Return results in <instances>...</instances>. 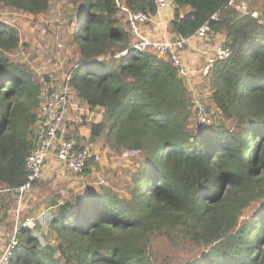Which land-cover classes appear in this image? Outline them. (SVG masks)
Segmentation results:
<instances>
[{"label": "trees", "instance_id": "obj_1", "mask_svg": "<svg viewBox=\"0 0 264 264\" xmlns=\"http://www.w3.org/2000/svg\"><path fill=\"white\" fill-rule=\"evenodd\" d=\"M123 1L131 11H157L154 0ZM69 2L70 42L80 56L71 83L102 119L88 124V141L77 131L67 138L79 149L103 140L109 155L135 149L143 158L126 194L102 184L53 197L45 222L21 228L13 264H264V18L231 0H174L172 33L189 37L209 22V34H222L233 50L211 69L209 101L219 117L213 121L203 99L211 122L201 127L170 59L135 48L120 54L133 37L117 0ZM0 7L37 16L51 0H0ZM18 43L17 30L0 21V224L8 228L11 190L27 181L33 128L53 90L9 58ZM91 165L73 173L89 175ZM253 204V216L243 218Z\"/></svg>", "mask_w": 264, "mask_h": 264}, {"label": "built area", "instance_id": "obj_2", "mask_svg": "<svg viewBox=\"0 0 264 264\" xmlns=\"http://www.w3.org/2000/svg\"><path fill=\"white\" fill-rule=\"evenodd\" d=\"M154 1L157 11L155 15L151 16L144 11H131L123 0H117L121 13L130 25L129 31L133 37L130 48L125 49L121 54H127L131 48H135L138 51H152L164 58L170 59L172 64L178 69L179 74L182 77L187 76L189 72L184 64L185 49L191 45L194 38L200 41L201 46L209 45L210 23H204L195 34L189 37H152L143 32V27L147 22H152L153 20L156 24H160L165 16L166 9L170 6V0ZM231 4L237 5L242 13H250L254 18L260 17L257 12L249 10L246 1L231 0ZM216 18L217 14L212 16V19ZM41 31L42 33L47 32L45 28ZM223 42L222 40L221 43L216 44L214 47L200 48L199 51L205 61L204 73L211 70L217 61L227 60L232 56V48ZM61 46L62 44L59 43L58 47ZM77 66L75 64L64 73L59 88L45 95L39 119L33 128L34 146L26 159L25 170L27 181L20 187L11 190L17 195L20 204L33 191L34 186L42 180L44 169L52 159H57L66 169L78 173L83 171L90 162H98L102 158L101 151L96 152L91 148L79 149L77 139L74 137L67 138L64 134L63 126L71 107L74 93L71 80L73 70ZM207 108L208 105L205 101L201 99L197 100V123L201 127H205L211 122ZM139 153L140 151L135 149L124 150L120 158L129 160L132 157L138 156ZM46 216V210H44L37 216L20 218L19 209L16 210L14 228L9 234L5 247L0 254V264H13V257L20 242L19 232L21 228L34 229L37 227L39 221L46 219Z\"/></svg>", "mask_w": 264, "mask_h": 264}, {"label": "rangeland", "instance_id": "obj_3", "mask_svg": "<svg viewBox=\"0 0 264 264\" xmlns=\"http://www.w3.org/2000/svg\"><path fill=\"white\" fill-rule=\"evenodd\" d=\"M69 1L70 0H51L50 10L47 13L37 16L22 11L11 10L8 7H0V21L7 22L14 27L17 30L19 37L18 45L7 53L9 58L17 63H22L28 66L29 69L40 78V81L44 85H48L47 87H51L53 90L60 87L64 73L70 70L72 66L78 62V58L80 57L75 44L70 42L74 26V22L71 21V16L75 14L76 10ZM170 3L173 4L174 8V0H170ZM119 16L121 23L129 29L130 25L127 24L124 15L119 14ZM172 20H170V22ZM147 24L156 26V32H161L165 30L162 29L163 27L161 25L169 24V22H166V20L163 21L162 19V22L158 25H156L154 20L152 22H147ZM44 28L47 30L46 33H42L41 31ZM209 36L214 39L213 34L210 33ZM222 40H224V38ZM217 41L218 40H216L214 44L222 42ZM59 43L62 44L61 47H58ZM200 57L201 60H204L203 56ZM202 65L204 67L205 62L202 61ZM189 75L183 76V78L193 99L196 100L194 103V109L197 110V100L204 99L208 101L210 105V114L213 121L214 119H218L219 116L216 113V109L211 101H209V96L212 92L210 88L212 86V80L209 78L211 70L207 73H204L203 71L202 74H200V78L196 80L189 77ZM74 94L75 96H78L76 92ZM83 103L81 102V104ZM100 114L101 120L102 113ZM100 120H96V122ZM226 124L231 128L235 125V123L230 120H226ZM107 154L108 153L102 152V158L98 161V164H96V171L94 174H75L72 172L71 175L73 179H71L70 183L75 182L73 184L75 187H69L70 183L64 185L65 182L60 180L55 181V183L52 181L48 183L46 182V186H42L40 180L39 183L34 186L33 191L25 197L21 204L19 203L18 198L14 195L16 202L14 205L15 207L10 211L12 216L11 223L13 225L15 223L17 209H19L20 218L37 216L44 210H46L47 215L49 212L47 208L49 194L53 196L58 194V196L62 198L69 196L73 197V195H79L81 192H85V188L87 189L88 186L92 185L97 188L102 184L114 185L116 190L120 193H128L127 185L130 184L132 175L136 172L142 162L143 157L141 152L138 156L132 157L129 160L121 159V154L111 155V162ZM9 198L12 197L10 196ZM257 206L258 205L253 204L245 212L243 218L253 216V212L258 208ZM42 222L45 221L42 220ZM52 242L54 244L57 243V241ZM175 253L181 254L182 251L179 250Z\"/></svg>", "mask_w": 264, "mask_h": 264}, {"label": "crops", "instance_id": "obj_4", "mask_svg": "<svg viewBox=\"0 0 264 264\" xmlns=\"http://www.w3.org/2000/svg\"><path fill=\"white\" fill-rule=\"evenodd\" d=\"M241 1V0H238ZM246 1L248 3V7L249 9H251V11L257 12L259 14L260 17L264 18V0H243ZM166 17V19H165ZM174 18V8H173V4L170 3V6L166 9L165 12V16L163 18V21L166 20V22H169L170 24V20H172ZM169 24H162L161 26L163 27L162 29H165L164 31L161 32H156V26L154 25H149L146 24L143 28V32L145 34H148L152 37H170V36H176L174 33H172L170 31L169 28ZM158 25V23L156 24ZM160 26V27H161ZM153 27V29H152ZM214 35V39L210 38L209 36V45H204L201 46L200 41H197V38H194L192 40L191 45L187 46L185 49V53H184V64H185V68L188 70V72L190 71V75L189 77L196 79L200 78V74H202L203 72V65H202V61L205 62L204 60H201L202 54L200 53V48H209V47H214L216 44L215 41L218 40L222 41L223 39V35L220 33H213ZM218 44V43H217ZM201 46V47H200ZM181 76V75H180ZM75 93V92H74ZM73 93L72 96V104L71 107L68 111L67 117L65 119L64 122V134L65 136H71L74 135L75 132H79L80 135L84 136L86 138V140H89L90 137V128L88 126V124H90L91 122H96V120H100L101 118V110L97 109H93L91 108L87 103H83V101L78 97L75 96V94ZM77 99V100H76ZM81 102L83 104H81ZM101 121V120H100ZM99 122V121H98ZM104 143L102 142V140H98L95 143H90L88 145V148H91L93 151H101L104 153H108L105 152L106 149H104ZM113 154H107L110 162L112 159ZM96 164H98V162H93V165H91V174L95 173V169H96ZM68 169H66L57 159H52L51 161L48 162V164L46 165V168L44 169V175L42 180L40 181V184L43 186H46V182H54L57 180L60 181H64L65 184H69L71 179H73L72 177V171H70ZM74 175V174H73ZM75 182H72L69 184V187H75L73 186ZM88 188V187H87ZM54 189V188H51ZM50 190V188H49ZM86 190V188H85ZM52 191V190H51ZM63 192V191H62ZM50 193V192H49ZM64 193V192H63ZM58 196V194H56ZM56 196V197H57ZM53 195L49 194V200L47 202V208L48 210H50L51 206H49L51 200L53 199ZM60 197V196H58ZM62 198V197H60ZM0 251L2 252L5 244H6V240L8 239L9 234L12 232L14 225L12 224L9 228L5 223H1L0 224ZM12 229V230H11ZM0 252V254H1Z\"/></svg>", "mask_w": 264, "mask_h": 264}, {"label": "clouds", "instance_id": "obj_5", "mask_svg": "<svg viewBox=\"0 0 264 264\" xmlns=\"http://www.w3.org/2000/svg\"><path fill=\"white\" fill-rule=\"evenodd\" d=\"M128 6V5H127Z\"/></svg>", "mask_w": 264, "mask_h": 264}]
</instances>
